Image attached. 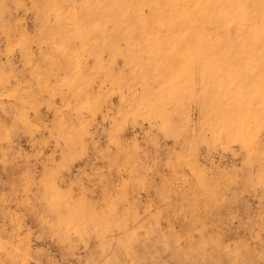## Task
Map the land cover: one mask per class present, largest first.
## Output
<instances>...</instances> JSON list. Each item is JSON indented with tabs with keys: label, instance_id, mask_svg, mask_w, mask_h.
<instances>
[{
	"label": "rangeland",
	"instance_id": "obj_1",
	"mask_svg": "<svg viewBox=\"0 0 264 264\" xmlns=\"http://www.w3.org/2000/svg\"><path fill=\"white\" fill-rule=\"evenodd\" d=\"M0 264H264V0H0Z\"/></svg>",
	"mask_w": 264,
	"mask_h": 264
}]
</instances>
